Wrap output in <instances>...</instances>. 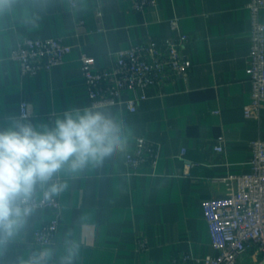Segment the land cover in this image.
<instances>
[{
  "label": "crops",
  "instance_id": "1",
  "mask_svg": "<svg viewBox=\"0 0 264 264\" xmlns=\"http://www.w3.org/2000/svg\"><path fill=\"white\" fill-rule=\"evenodd\" d=\"M34 2L16 0L15 12L0 15V118L20 114L23 100L37 123L74 107H113L131 131L130 149L145 136L158 158L136 171L124 155L77 176L62 174L67 187L56 196L54 242L35 241L34 232L52 217L49 207L35 208L23 230L0 246V264H27L44 250L51 253L47 264H58L67 240L79 246L76 264H202L182 259L216 253L201 202L233 190L234 176L249 168V141L264 139V105L260 121L244 116L251 89L245 74L249 0H157L141 9L134 0H76L75 6L49 0L33 26L27 17ZM173 17L189 36L181 47L192 61L189 74L147 88L136 111L124 102L94 104L81 53L94 56L96 67H110L118 50L171 38ZM28 36L61 38L72 51L60 64L24 74L11 51ZM237 264H261L260 255L249 249Z\"/></svg>",
  "mask_w": 264,
  "mask_h": 264
},
{
  "label": "built area",
  "instance_id": "2",
  "mask_svg": "<svg viewBox=\"0 0 264 264\" xmlns=\"http://www.w3.org/2000/svg\"><path fill=\"white\" fill-rule=\"evenodd\" d=\"M71 6L76 0H69ZM157 0H134V8L155 5ZM249 50L245 74L250 82V97L244 106V116L261 120L264 105V0H249ZM83 20H80V23ZM173 36L168 39L152 38L118 50L110 67H96L94 56L81 53V70L86 92L94 104L112 105L125 103L130 111H136L141 101L147 98L146 89L163 84L175 76L186 77L192 61L182 52V45L189 36L182 31L180 20H169ZM72 46L61 38L24 37L12 49L11 57L18 60L24 74H34L64 61ZM124 92L131 97L123 99ZM31 114L27 100L20 103V113ZM251 157L248 170L235 175V188L219 197L205 198L201 202L203 215L208 224L214 254L196 258L182 255L183 260H194L202 264H237L239 257L255 248L264 264V139L260 136L249 141ZM215 150H222L218 144ZM185 152L181 150V154ZM158 158V147L145 136H139L127 154L125 161L131 171L142 164H154ZM49 207L52 217L34 232L40 244L54 242L58 231L61 205L57 197L41 196L35 208Z\"/></svg>",
  "mask_w": 264,
  "mask_h": 264
},
{
  "label": "clouds",
  "instance_id": "3",
  "mask_svg": "<svg viewBox=\"0 0 264 264\" xmlns=\"http://www.w3.org/2000/svg\"><path fill=\"white\" fill-rule=\"evenodd\" d=\"M50 6L49 0H35L27 22L34 26ZM15 11L16 0H0V15ZM130 142L131 131L113 107L65 109L46 123L26 112L0 118V246L23 230L38 198L51 199L66 189L62 174L99 168L127 154ZM50 254L41 251L27 264H47ZM78 257L79 246L67 240L58 264H76Z\"/></svg>",
  "mask_w": 264,
  "mask_h": 264
}]
</instances>
